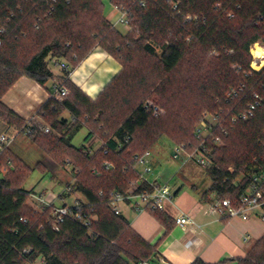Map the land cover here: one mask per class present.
I'll return each instance as SVG.
<instances>
[{
    "label": "trees",
    "instance_id": "trees-1",
    "mask_svg": "<svg viewBox=\"0 0 264 264\" xmlns=\"http://www.w3.org/2000/svg\"><path fill=\"white\" fill-rule=\"evenodd\" d=\"M109 2L128 14L130 32L121 34L110 26L102 0H0V30L4 31L0 33V122L26 135L44 153L73 157L63 161L74 174L72 191L85 201L80 210L96 216L90 232L71 218L60 223L58 231L53 230L48 223L50 210L36 213L26 205L30 190L23 189L19 179L22 182L27 177L29 167L4 147L0 151V167L7 168V172L0 171V264L33 263L37 258L43 264H154L157 245H149L121 215L112 213L107 203L111 193L123 194L137 181L134 156L151 151L161 136L171 134L165 120L153 117L145 108L143 98L152 92L161 97L170 92L171 98V85L175 86L171 76L182 66L188 73L180 83L182 90L196 92L202 105L193 116L190 138L175 144H184L189 152L199 146L194 131L205 112L217 114L222 124L207 140L212 162L206 170L211 180L208 191L217 198L234 200L251 174L264 168V67L259 71L250 67L251 47L255 43L264 46V0ZM93 43L122 65L96 98L90 99L61 78L68 95L61 101L49 97L37 111L41 122L25 121L4 105L3 95L20 77L45 85L53 79L48 58L65 60L68 75L92 51ZM155 47L161 54L151 65L149 82L147 73L126 71L138 51L153 57ZM157 79L163 83L156 84ZM135 85L143 96L139 95L137 104L120 121H113L111 128L108 116L95 102L102 105L106 92L117 87L134 92ZM239 85L245 86L244 91L236 100L227 101L225 95ZM254 91L262 94L261 106L247 120L232 123ZM130 99L125 102L130 104ZM81 107L89 108L81 112ZM62 111L68 112L70 119L60 118ZM43 123L50 126L49 132H44ZM81 127L87 129L84 139L99 136L105 145L91 155L85 146H73L71 138ZM126 136L129 140L124 142ZM135 138L143 140L140 147L133 143ZM118 142H122L120 149ZM105 163L112 168L105 169ZM141 188L148 186L142 183ZM147 213L165 227V235L175 224L164 211ZM231 260L264 264V234L244 257ZM190 264L207 263L197 258Z\"/></svg>",
    "mask_w": 264,
    "mask_h": 264
},
{
    "label": "crops",
    "instance_id": "crops-1",
    "mask_svg": "<svg viewBox=\"0 0 264 264\" xmlns=\"http://www.w3.org/2000/svg\"><path fill=\"white\" fill-rule=\"evenodd\" d=\"M113 15L111 13V21L116 16ZM57 62L65 61L58 59ZM48 68L53 74V79L47 81L45 85L41 86L23 76L2 97L4 105L25 121L31 118L41 120L37 111L50 97L53 85L60 83L61 78L68 79L90 99H94L120 71L121 65L100 48H95L71 69L68 75H64L61 68L58 72L49 66ZM13 130V127L0 122V134H7ZM8 147L10 148L11 144ZM150 152V172L154 174L147 178L160 184L164 183V177L159 172L164 162L163 152L160 150ZM185 165H178L181 168H178L177 176L187 170L195 171L194 165L188 169H185ZM164 181L166 183L168 180ZM210 184L205 186L191 184L190 191L178 184L174 187L169 185L174 197L171 203L167 204L164 213L173 220L181 214L187 215L195 224L184 227L174 224L167 235L165 227L149 213H135L129 207H122L121 216L129 226L149 245H157L154 264H190L197 258L207 264H236L234 260H228L244 257L248 251L246 244L248 240L258 239L263 234L264 226L257 219L226 220L205 213L207 204L215 198L214 193L208 191ZM245 236L248 237L246 241L243 240ZM225 260L227 262L221 263Z\"/></svg>",
    "mask_w": 264,
    "mask_h": 264
},
{
    "label": "rangeland",
    "instance_id": "rangeland-1",
    "mask_svg": "<svg viewBox=\"0 0 264 264\" xmlns=\"http://www.w3.org/2000/svg\"><path fill=\"white\" fill-rule=\"evenodd\" d=\"M102 2L104 6V16L105 19H108L107 21L110 26L115 31H118L121 34H126L127 32H130L131 28L126 29L120 24H113L114 21H111L110 19L111 13H113L114 15L116 14L113 9V6L110 4L109 0H102ZM134 38H136V36H134ZM132 46L134 47V45ZM255 46L264 49V46L262 44L255 43L251 47V53ZM95 48L101 49L98 44L93 43L92 50H94ZM154 50L156 54L155 56H153L154 58L147 57L142 52L138 51L135 56V59H133L126 71H135L137 73L141 72L140 75L147 73L146 77L149 82L148 72L151 69V65L155 61H157L158 57L161 54L160 48L155 47ZM52 60L55 59L48 58L47 65L58 72L60 70V67H57L54 64V61ZM258 65L261 66V62L258 64L253 63L252 67L256 70L255 66ZM185 67L186 66H182L181 68L177 69L171 76V81L173 80L175 84V86L171 85V91L173 92V96L171 98H169L170 92L163 93L162 97L152 92L151 95L146 97L144 96L143 103H152L161 110V113L158 114V116L156 117H160L162 120H165L166 126L171 133L170 135L161 136V138L155 143L152 148V150H160L163 152L164 162L161 171H159L164 177L163 182L165 183L164 180H168L166 184L172 187L178 184L179 186L181 185L183 188L188 189L190 191L191 184H203L205 186L210 184L211 180L210 177L207 175L206 169L199 166L196 163L195 159L189 160L184 166L185 169H188L191 168V165H194V172H191V170H187L177 176L179 168L178 165L180 164L178 161L173 160L170 156V151L173 144H175L176 142H184L190 138L191 130L195 119V117L193 116L195 113H197V111H199V108L202 105L200 102L201 100L197 97L196 92L183 91L182 86H180L181 81L185 80L188 76ZM263 67L264 65L260 69H262ZM62 73L65 75V70H62ZM138 79L139 77L136 78V81H138ZM162 83L163 79H157L156 84ZM140 92L141 88L137 85H135L134 92H131V90L129 92L128 89L121 90L119 87H117L115 91L106 92L108 96L104 99L102 105H100L101 101L95 102L96 105H94L97 109L99 107L103 109L104 116H108V124H110L111 128H113L114 122L120 121L129 112L131 107H134L137 104V102L139 101L138 99H140L139 95L141 97L143 96V93ZM127 98H131L129 101L130 104H127L125 102V99ZM135 98H137V100ZM88 108L89 107H81V112H85V110ZM59 117L68 120L70 119V114L66 111H62L60 112ZM153 117L155 116L153 115ZM38 122L41 121L38 120ZM43 126L50 128V126L46 123H43ZM50 132L51 134L60 137L56 132L51 129ZM7 134L16 135V138L14 139L13 143H11L10 149L12 150L13 154L16 155L22 161V163L30 169L29 174L27 175V177H25L22 182L21 178L19 179V185H21L23 189L34 191L36 193H43L45 196H52L60 193L64 186H72L75 183V178L71 167L63 164V161L66 162L69 159L72 160L71 158L73 157H70L69 155H63L62 153L60 157L57 156L56 153L53 155L44 153L30 140V138H28L23 133L17 132L15 129L13 131H9ZM86 135L87 129L85 127H81L71 138V144L77 148L81 147L82 145L85 146L90 140L84 139ZM104 143L105 141L99 136H94L89 144L92 148L98 149ZM133 143L140 147L139 145H142L143 140H141L140 138H135ZM139 170H142L141 167L139 168ZM0 171L5 172L3 167H0ZM156 171H158V169ZM152 174H154V172H149L146 174V176L151 178ZM86 179L89 182L88 175H86ZM239 179L240 177H238L235 181H238ZM75 197L76 195L73 193L66 197L65 202L70 205L73 203ZM26 205L29 209H32L28 201H26ZM262 226H264V223H262ZM262 235L259 238H261ZM258 239L248 240V242L246 243L248 245V250L255 244ZM41 262V258H37L33 263L26 262L24 264H41Z\"/></svg>",
    "mask_w": 264,
    "mask_h": 264
},
{
    "label": "built area",
    "instance_id": "built-area-1",
    "mask_svg": "<svg viewBox=\"0 0 264 264\" xmlns=\"http://www.w3.org/2000/svg\"><path fill=\"white\" fill-rule=\"evenodd\" d=\"M143 6V4H141ZM176 6L173 7L175 9ZM116 13L113 24H120L124 28L129 29L128 14L123 10L122 7L113 6ZM190 19L189 16L186 17ZM3 29L0 30L2 34ZM251 50V49H250ZM252 61L250 64L251 69L253 63H260L261 59L255 57L250 51ZM56 66H59L63 71L67 70L68 65L66 62L54 61ZM245 86L239 85L229 90L225 95L226 100H236L239 95L244 91ZM264 93V88L262 90ZM68 95V90L61 86V83L53 85L50 97L57 101H61L63 97ZM263 101L262 94L259 92L250 93V102L246 105L245 110L239 115L233 117L231 122L234 123L236 120L245 121L250 118L254 111L261 106ZM145 108L149 109L154 116H158L161 110L153 105L152 103L146 102ZM35 123H38L36 118H31ZM32 125V123H31ZM222 124L217 114L205 112L203 117L194 131V137L200 141L199 146L193 151L189 152L186 150L184 144H173L170 152V156L173 160L179 162L181 166L185 165L189 160L195 159L196 163L204 169H209L212 166V162L209 158L211 150L207 147V140L212 136L214 128L221 127ZM29 128L26 132H29ZM44 132H49L48 127H44ZM15 134H0V151L2 148L9 146L15 139ZM129 137L124 138V142H127ZM90 142V141H89ZM221 141L216 138V145H220ZM102 145H105L102 144ZM122 147V142L117 143V149ZM96 149L92 148L89 143L85 145V151L88 154H93ZM106 152V151H105ZM150 158L151 152L146 151L142 155H135L133 158V168L139 171V177L137 181L132 183L131 187L123 194L119 192L111 193L110 199L107 203L109 210L115 215H121L123 206L129 207L135 213L148 212L149 210L165 211L167 204L171 203L174 194L170 187L166 183H157L156 180H148L146 174L150 172ZM8 164L10 165L9 161ZM12 168L11 166H9ZM105 169L112 168V165L105 163ZM141 167V171L139 168ZM7 172V168H4ZM98 174V173H96ZM240 180V179H239ZM146 183L148 188H141V184ZM75 194L76 197L72 204L65 202L66 197L71 194ZM28 203L36 213H44L47 210L51 211L50 221L48 223L51 228L55 231L59 230V225L66 218L78 222L82 226L86 227L90 232L92 223L96 220V216L93 214H87L80 210V207L85 203L84 199L79 193L72 192V186H64L60 193L52 196H45L43 193H36L30 191L27 198ZM72 209L74 211H72ZM205 213L216 215L221 219H239L241 221H248L250 219H257L264 223V168L259 169L255 173L251 174L250 179L243 186L236 199L231 198H217L211 200L206 207ZM25 221V220H24ZM176 225L181 227L194 225V221L187 215L181 214L174 218ZM248 239L244 237V241ZM27 252V250L25 251ZM42 260V259H41ZM43 264V260L41 262ZM138 264H151L148 261H141Z\"/></svg>",
    "mask_w": 264,
    "mask_h": 264
},
{
    "label": "bare ground",
    "instance_id": "bare-ground-1",
    "mask_svg": "<svg viewBox=\"0 0 264 264\" xmlns=\"http://www.w3.org/2000/svg\"><path fill=\"white\" fill-rule=\"evenodd\" d=\"M252 54L255 57H257V58H260L261 56H264V49H262V48H260L258 46H255L254 49L252 50ZM263 65H264V59H262V61H261V66H259V65L258 66H255L256 67V70H259ZM111 72H113V71H111Z\"/></svg>",
    "mask_w": 264,
    "mask_h": 264
}]
</instances>
